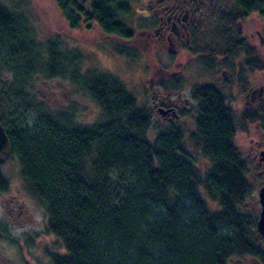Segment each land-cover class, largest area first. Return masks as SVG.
I'll use <instances>...</instances> for the list:
<instances>
[{"label": "trees", "instance_id": "16d2710c", "mask_svg": "<svg viewBox=\"0 0 264 264\" xmlns=\"http://www.w3.org/2000/svg\"><path fill=\"white\" fill-rule=\"evenodd\" d=\"M130 1L54 0L69 29L95 23L121 40L134 34L120 17ZM231 5L242 16L263 2ZM29 15L24 0H0V122L8 158L64 246L50 262L228 264L249 255L264 264V235L242 209L253 189L249 162L235 143L240 120L253 112L238 114L225 88L197 84L192 130L168 124L149 138L151 109L117 75L82 69L83 53L60 34L38 38ZM53 80L94 102L90 120L74 100L53 104L36 88ZM187 141L206 166L196 165ZM8 184L0 172V188Z\"/></svg>", "mask_w": 264, "mask_h": 264}, {"label": "rangeland", "instance_id": "374dc122", "mask_svg": "<svg viewBox=\"0 0 264 264\" xmlns=\"http://www.w3.org/2000/svg\"><path fill=\"white\" fill-rule=\"evenodd\" d=\"M24 1L38 38L43 39L60 34L62 41L67 46L83 53L82 69L93 67L117 75L135 95L138 103L151 109L152 125L147 132L149 138L153 137L158 129L169 123L160 119L152 104L153 89L157 84L155 80L161 76L164 70L170 72L179 70V64H175L179 60L182 62L181 64L186 65L191 59L189 67L175 77V84L169 83L165 86L172 89L175 87V90L178 91L184 90L182 92L188 97L193 94L192 90L197 84L210 83L217 87L228 88L229 91L226 90L228 93L226 91L225 93L233 101V108L238 114L242 112V90L249 84L264 82V71H260L256 75H251L246 71L239 75L233 72V69L234 71L237 70L241 63L242 53L236 55L235 67H232L230 64L222 62V53H216L212 56V54H206L205 51V55L200 54L195 57L197 49L203 47L204 43L200 44L199 48L195 44L188 57H186L184 50H182L184 55L180 51L181 55L177 54L174 57L165 50V47L159 49L152 41L142 42L140 32L146 25V18L143 17V9L141 8L143 0H131L129 2V14L120 16L122 21L134 32L129 40H121L106 35L95 23H91L87 27L69 29L54 0ZM201 20L207 23L206 18L202 17ZM262 48L264 49V45ZM218 51L221 52L222 48L220 47ZM246 58L252 59L249 56ZM222 69L225 70L224 74L221 72ZM36 84H38L36 88L39 91L42 89L46 91L48 100L52 103H65L69 100L77 102L81 109L79 115L83 121L90 120L97 111L92 100L80 96L73 90L71 91L70 83L67 86V83L66 85L60 84L53 80L43 86L40 81ZM58 86L63 87L59 89ZM245 111L253 112V109H245ZM190 122L192 125V118ZM239 124L235 143L241 154L249 162L246 177L253 187L250 196L245 199L242 209L257 218L260 209L258 190L262 184L260 176L254 168L253 154L257 150L255 140L259 138L260 130L251 120L250 122L240 120ZM187 126L189 125L186 124L184 127L187 130H192L191 127ZM261 137L264 139V135ZM186 149L195 155V163L199 168L206 166V161L201 157V152L193 148L188 141ZM2 167L5 176L9 178V189H5L3 195H0V264H52L50 254H63L65 249L60 238L47 231L43 205L27 189L26 183L19 173V166L15 157L6 158ZM228 264H259V261L255 257L247 255L232 258Z\"/></svg>", "mask_w": 264, "mask_h": 264}, {"label": "flooded vegetation", "instance_id": "af4514ba", "mask_svg": "<svg viewBox=\"0 0 264 264\" xmlns=\"http://www.w3.org/2000/svg\"><path fill=\"white\" fill-rule=\"evenodd\" d=\"M262 2L263 6L259 9L240 16V13H235L231 8L233 0H143L141 8L142 15L146 18V25L141 29V39L142 42L152 41L159 49L165 47V50L174 57L177 54L181 55L182 50L188 57L195 44L199 48L200 44L204 43L205 50L197 49L195 57L200 54L205 55V51L212 56L222 53V62L232 67H235L236 55L242 53L241 63L237 70L233 69V72L239 75L246 71L256 75L264 71V49L262 48L264 45V0ZM202 17L206 18L207 23L201 20ZM218 43L222 45L221 52L218 51ZM184 53L182 52L183 55ZM248 56L253 60L246 64ZM190 61L191 59L184 65L179 60L175 63L179 64V70L173 72L164 70L155 80L157 84L153 89L152 104L164 122L181 127L187 124L189 125L187 127L192 128L193 123L191 125L190 120L195 112L196 100L192 94L189 97L185 96L182 92L184 90L178 91L175 87L172 89L165 86L169 83L175 84V77L187 70ZM221 72L224 74L225 70L222 69ZM226 90L229 91L228 88ZM242 91V112L245 109H253L254 116L253 119L242 117V121H254L260 130L259 138L255 140L257 150L253 157L254 168L260 176L261 184L264 185V160L261 159V151L264 149V139L261 137L264 135V82L249 84ZM227 93L229 104L233 108V101ZM2 163L0 162V172L5 173ZM4 191L5 189L0 188V195H3Z\"/></svg>", "mask_w": 264, "mask_h": 264}, {"label": "water", "instance_id": "95a60500", "mask_svg": "<svg viewBox=\"0 0 264 264\" xmlns=\"http://www.w3.org/2000/svg\"><path fill=\"white\" fill-rule=\"evenodd\" d=\"M11 154V147L8 135L4 126L0 122V162L6 160ZM261 159L264 160V149L261 151ZM258 201L260 209L256 218L255 226L259 234L264 235V185L260 186L258 190Z\"/></svg>", "mask_w": 264, "mask_h": 264}]
</instances>
